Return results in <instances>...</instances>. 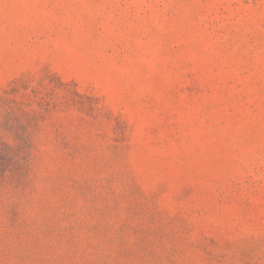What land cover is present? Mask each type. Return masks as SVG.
<instances>
[{
	"label": "rangeland",
	"instance_id": "obj_1",
	"mask_svg": "<svg viewBox=\"0 0 264 264\" xmlns=\"http://www.w3.org/2000/svg\"><path fill=\"white\" fill-rule=\"evenodd\" d=\"M0 264H264V0H0Z\"/></svg>",
	"mask_w": 264,
	"mask_h": 264
}]
</instances>
